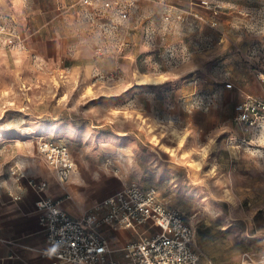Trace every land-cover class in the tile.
Returning <instances> with one entry per match:
<instances>
[{
	"label": "rangeland",
	"instance_id": "obj_1",
	"mask_svg": "<svg viewBox=\"0 0 264 264\" xmlns=\"http://www.w3.org/2000/svg\"><path fill=\"white\" fill-rule=\"evenodd\" d=\"M96 4L0 0V152L44 167L26 134L59 137L94 188H155L194 226L202 259L264 264V128L244 134L233 121L244 95L264 94V0H134L126 19ZM35 30L62 39L51 66L19 61L37 58L25 40ZM32 68L53 72V91L20 108L27 82L11 71ZM138 72L161 82L140 84ZM44 107L46 124H23Z\"/></svg>",
	"mask_w": 264,
	"mask_h": 264
},
{
	"label": "built area",
	"instance_id": "obj_2",
	"mask_svg": "<svg viewBox=\"0 0 264 264\" xmlns=\"http://www.w3.org/2000/svg\"><path fill=\"white\" fill-rule=\"evenodd\" d=\"M83 1L91 5L95 0ZM133 2L96 0L94 7L126 19ZM0 30H3L1 26ZM225 86L230 88L231 83ZM234 113L233 120L241 132L259 131L264 125V94L246 95L235 104ZM37 139L41 157L57 181L65 182L75 167L67 143L52 136ZM241 141L245 142V138ZM9 174L24 178L37 194L34 208L40 230L49 244L47 255L52 257V264H218L202 259L194 226L178 210L168 207L153 187L129 182L74 218L60 207L59 201L43 195L47 187L45 180L26 177L16 166L9 168ZM10 196L20 198L11 193ZM103 227L113 231L130 229L137 239L113 248ZM116 251L121 253V260L113 256Z\"/></svg>",
	"mask_w": 264,
	"mask_h": 264
},
{
	"label": "crops",
	"instance_id": "obj_3",
	"mask_svg": "<svg viewBox=\"0 0 264 264\" xmlns=\"http://www.w3.org/2000/svg\"><path fill=\"white\" fill-rule=\"evenodd\" d=\"M53 19L54 17H51V24L49 26L46 25L50 30L53 28ZM61 25L63 26L62 23ZM34 28H36V23L34 24ZM25 40L29 49L37 58L35 60L31 58H20L19 61H22L21 65H32L33 62H39L40 64L44 63V66H51L54 61L60 59L58 50L62 43L61 38L55 36L49 37L48 35L43 36L40 31L35 30L33 33L30 32L28 36L26 35ZM11 72H13L12 76H22L27 82L22 92L27 94V97L24 101H21L20 105L22 106H19L20 108L24 107L25 109H30V107H33L35 101L29 95L33 92L44 94V96L40 98L38 105L46 103L45 94L47 91H49V93L53 91V88L46 84L48 79L52 77V71L47 68H32L24 69V71L21 73L18 72L17 74H14L16 73L15 70ZM33 78H37V83H33ZM16 81L17 80H15V82ZM15 85L16 84H13V87H15ZM245 96L246 95H244L241 100H243ZM34 108L33 111H25L22 113L23 116L21 119H27L28 121V123L24 122L23 124H28L30 126L46 124L48 114L46 107L39 111L37 115H35L37 111L34 110ZM236 125L240 130L239 125ZM44 131L48 130L44 129ZM16 133L19 132L14 129L12 131L4 130L2 135L7 137L8 135L10 136ZM29 134L37 136L34 133ZM259 147V150H261L260 152H264V146ZM13 153L0 152V264H52V257L47 255L49 244L40 230L38 213L34 208V201L37 198V194L26 184L24 178L17 179L9 174V168L16 166L26 177L45 180L47 182V187L43 195L54 201H59L60 207L74 218H78L89 210L92 205L97 202L96 200L98 198L102 199L112 194V192H104L100 187L94 188L92 182L96 179L95 176L87 175L86 173V175H84L83 171H79L78 164L74 157V170L65 182H59L42 157L45 164L44 167L38 165L35 161H30L25 158L22 153ZM21 162H23V166ZM4 164H6V168L3 169ZM10 193L12 195H18L20 198L15 199L10 196ZM100 199H98V201ZM102 230L110 239L112 247L113 242L110 233L114 234V238L118 244H124L129 241L127 236L130 235L128 231L130 229L113 231L103 227ZM117 232L123 237L120 238L117 236ZM116 252H118L117 254L119 257L117 256L115 258L121 260V253L119 251Z\"/></svg>",
	"mask_w": 264,
	"mask_h": 264
},
{
	"label": "bare ground",
	"instance_id": "obj_4",
	"mask_svg": "<svg viewBox=\"0 0 264 264\" xmlns=\"http://www.w3.org/2000/svg\"><path fill=\"white\" fill-rule=\"evenodd\" d=\"M138 74H139V72H138ZM161 79H162L161 75H147V74H144V73H141V74L138 75V83H140V84H158V83L161 82ZM26 136L27 137H32V138H38L39 137V136H35V135H32V134H26ZM185 136L186 135L181 137V140H180L181 142L185 138ZM181 145H182V143H181ZM207 150H208L207 147H205L204 150H203V156L206 155ZM194 165L200 169L201 161L194 162ZM225 192H227V194H229V189H225Z\"/></svg>",
	"mask_w": 264,
	"mask_h": 264
}]
</instances>
